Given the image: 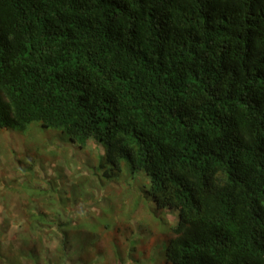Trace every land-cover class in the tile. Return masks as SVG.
Wrapping results in <instances>:
<instances>
[{"label": "trees", "instance_id": "obj_1", "mask_svg": "<svg viewBox=\"0 0 264 264\" xmlns=\"http://www.w3.org/2000/svg\"><path fill=\"white\" fill-rule=\"evenodd\" d=\"M33 122L145 172L169 263L264 264V0H0V131Z\"/></svg>", "mask_w": 264, "mask_h": 264}, {"label": "rangeland", "instance_id": "obj_2", "mask_svg": "<svg viewBox=\"0 0 264 264\" xmlns=\"http://www.w3.org/2000/svg\"><path fill=\"white\" fill-rule=\"evenodd\" d=\"M56 131H0V264H171L176 214L157 207L145 172Z\"/></svg>", "mask_w": 264, "mask_h": 264}]
</instances>
